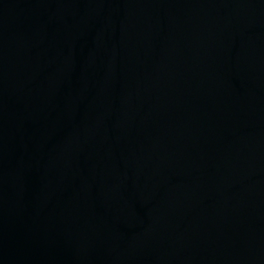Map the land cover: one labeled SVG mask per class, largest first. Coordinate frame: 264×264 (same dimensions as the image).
Listing matches in <instances>:
<instances>
[{
	"label": "water",
	"instance_id": "water-1",
	"mask_svg": "<svg viewBox=\"0 0 264 264\" xmlns=\"http://www.w3.org/2000/svg\"><path fill=\"white\" fill-rule=\"evenodd\" d=\"M0 264H264V0H0Z\"/></svg>",
	"mask_w": 264,
	"mask_h": 264
}]
</instances>
